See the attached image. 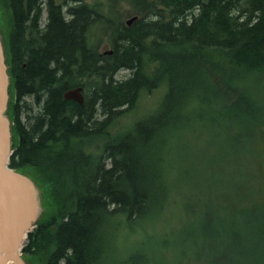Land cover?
Instances as JSON below:
<instances>
[{
    "label": "trees",
    "instance_id": "1",
    "mask_svg": "<svg viewBox=\"0 0 264 264\" xmlns=\"http://www.w3.org/2000/svg\"><path fill=\"white\" fill-rule=\"evenodd\" d=\"M40 1L5 0L13 5L6 47L15 96V147L8 165L34 171L43 193L44 212L27 235L25 257L34 264H102L112 257L119 264H138L144 254L115 253L114 233L162 214L166 218L168 207L172 233L164 242L173 252L190 245L196 250L193 258L204 264H264V167L258 168L264 160V110L239 87L247 75L264 74V0H152V5L125 0L135 12L159 11L163 21L150 23L169 49L166 59L155 58L166 61L165 103L148 123H137L101 154L89 156L88 168H83L82 144L103 128L92 130L93 118L110 113L109 126L156 82L138 77L145 22L126 25L114 35L112 53L99 56L87 41L95 20L91 8H70L66 18L54 0H45L47 19L41 27ZM202 51L205 58L196 68ZM123 68L136 72L115 81ZM82 76L90 83H80ZM221 85L227 87L224 96L215 92ZM75 86L86 90L82 105L61 97ZM183 89L185 105L178 111L174 99ZM214 93L216 104L209 106ZM26 97L37 107L30 124L21 121ZM228 99L232 104L226 105ZM201 101L204 107L198 108ZM201 124L208 132L219 128L229 150L220 148L215 164L192 170L201 178L189 189L190 197H171L165 159L174 152L177 136L198 131ZM164 135L163 146L159 138ZM211 158V153L205 157ZM178 211L185 217L182 212L183 220L173 226Z\"/></svg>",
    "mask_w": 264,
    "mask_h": 264
},
{
    "label": "rangeland",
    "instance_id": "2",
    "mask_svg": "<svg viewBox=\"0 0 264 264\" xmlns=\"http://www.w3.org/2000/svg\"><path fill=\"white\" fill-rule=\"evenodd\" d=\"M53 2L57 5L60 4L63 9L85 6L87 9L91 8L94 11L93 17L95 18V20H93V23L88 29L87 41L90 49L93 52L97 53L99 56H104L107 52L112 53L115 45L114 35L118 32H121L127 25L126 21L130 20L132 16H135L134 14H132L134 6L128 4L125 0H54ZM149 3L152 5V0H150ZM6 5L7 4H5V0H0V40L5 50L6 42L9 38V32L11 29L10 14ZM65 17H71L68 13V10L65 14ZM145 18L148 22H150L153 18L161 20L159 17V11L157 10H155L154 12L146 13ZM87 20L91 19L87 18ZM45 21L46 13L43 14V17L41 19V27H43ZM127 26H130V24ZM122 44L125 45V43L123 42ZM155 51L159 53L154 45H143L141 58L142 65L146 62L147 58H149L150 62L153 63L150 69L148 68L147 70L150 75L155 74V76L153 77L158 82L163 79V77H166V61H163L162 69V64H159L155 59L157 58L156 54L154 53ZM155 63L159 65L158 71V65ZM133 68L131 69L132 71ZM131 70H121L115 74L113 79L115 81L123 80L130 75ZM79 81L82 84H89L90 77L85 78V76H82L79 78ZM241 83L242 85L240 86V88L247 91L249 99L258 101L260 105L259 108L264 110V74L259 76L252 75L247 79H243ZM219 91L224 93L226 89L224 86H219ZM84 92V94H86L85 88ZM11 93L13 96L12 91ZM165 96V84H159L155 89H152L150 91H141L133 109L128 111L124 110L123 113H120L117 118H115L111 122L107 131L105 130L103 134L93 135L92 138L86 139V142L84 141V143L82 144V151L80 152L82 154V160L87 163V158L89 156L95 157L101 154L105 145L114 143L120 137L131 132V130L137 123L147 121L152 117H155L157 114H160ZM257 97L259 99H257ZM13 99L14 98L12 97V102ZM21 104L22 109L25 111L24 114H21V121L25 124H30L31 116L36 113L37 107L32 102L30 97H26L24 101H21ZM230 104H232V101L231 99H228L226 105ZM97 105L98 103L94 106ZM220 108H222V106ZM19 111H21V109ZM218 114L219 105L216 115ZM96 117L98 119L102 118V116H100V112H98V115ZM206 127L207 124H201L198 131H194L193 133H184L181 136H177L175 140L176 145L174 152L172 153V155H167L165 159L166 174L164 172V175L169 183V191L171 197H190V193L188 192L189 189L193 186L195 180L201 178L200 176H197L192 170L198 166L215 164L216 160L214 155L220 148L228 152L230 146L229 141L225 140V134L219 128H215L213 131L208 132L206 130ZM203 130L206 134L202 133ZM159 140L161 141V145L164 146L166 142V136L164 135L163 137H160ZM9 144L10 149H13L15 145L13 137H9ZM259 150L261 153L263 150L262 145H259ZM210 153L212 154L211 160L205 159V157ZM217 155L223 156L222 151H218ZM76 163L80 165L83 164V162H80L78 159ZM262 167H264V160L260 161L258 165V168ZM16 171L26 172L27 178H36V176L34 175V171L26 170V168H22ZM259 178L260 177H258V179ZM152 194L153 191H151L150 197H152ZM43 212L44 210L42 209L41 217L43 215ZM182 212L183 211L177 212V216L175 221L173 222V226H178L183 220ZM167 218L168 207L166 208V218L165 214H162L160 218L149 220L148 222L143 224V226L137 225L132 230H119L115 232L113 235V239L115 242V253L123 254L124 256L135 253L144 254V260L138 264H204L203 262L196 261L193 258V256L196 254V250L192 246H180L174 249L173 252L170 249V245L164 242L165 240H169L171 236L167 233L171 232L172 230V227L166 224ZM24 242L25 241H23V244ZM23 257L26 259V262L28 264H34V262L30 259H27L24 254ZM102 264L119 263L116 260V257H112L106 258L104 263Z\"/></svg>",
    "mask_w": 264,
    "mask_h": 264
},
{
    "label": "water",
    "instance_id": "3",
    "mask_svg": "<svg viewBox=\"0 0 264 264\" xmlns=\"http://www.w3.org/2000/svg\"><path fill=\"white\" fill-rule=\"evenodd\" d=\"M136 17L126 21L131 24ZM0 40V264H28L22 258L23 241L41 218L42 191L35 178H27L26 172L8 167L12 137V122L8 116L9 77L4 64V49ZM107 52L106 54H110ZM82 88L64 93V99L83 103Z\"/></svg>",
    "mask_w": 264,
    "mask_h": 264
},
{
    "label": "bare ground",
    "instance_id": "4",
    "mask_svg": "<svg viewBox=\"0 0 264 264\" xmlns=\"http://www.w3.org/2000/svg\"><path fill=\"white\" fill-rule=\"evenodd\" d=\"M40 5H42V6H40V9H41V12H40V15H41V19H42V17H43V14L44 13H46V19H47V8H46V1L45 0H43V1H40ZM57 6H59L60 8H61V13L65 16V14H66V12H67V10H69L70 8H74V7H70L69 9H63L61 6H60V4L59 5H57ZM139 9L140 10H142V8L141 7H139ZM55 10V9H54ZM132 14H134V15H136V16H132L131 18H133V17H136V19L135 20H137L138 18L139 19H141V20H143L144 22H145V26H146V28H144V30H143V32L142 33H140L141 34V37H142V45H141V48H140V57H142V55H141V51H142V48H143V45H147V46H151V44L152 45H154L155 47H156V50H158L159 51V53H157L156 51L154 52L155 54H156V56L157 57H160V56H163V58H165L166 59V52H168L169 51V49H167L166 48V41H163L161 38H160V36H159V34L155 31V28H156V26H154L152 23H150V22H148L147 20H146V18H145V14H144V11L142 10V12H135L134 10L132 11ZM134 20V21H135ZM133 22V21H132ZM131 22V23H132ZM162 33L163 34H165L166 35V28H164V30H162ZM205 55H206V52L205 51H202V53L201 54H199V56H198V59H197V61L195 62V67L196 68H198L199 66H201V64H202V62H203V60H204V58H205ZM156 61H157V59H156ZM164 61V60H163ZM159 64L161 63V62H159V61H157ZM153 63L152 62H150V60H149V58H147L146 59V62L141 66V69L138 71L139 73H138V77L143 81V82H148V81H152V79H155L152 75H150V73L148 72V68L150 69V67H151V65H152ZM155 64H157V63H155ZM162 64V69H163V62L161 63ZM158 65V64H157ZM159 66V65H158ZM124 69H126V68H123V70ZM238 71H240L241 69H242V67H241V65L238 67L237 66V68H236ZM164 71V70H163ZM136 71H133V74L135 73ZM132 74V71H131V73H130V75ZM129 75V76H130ZM128 76V77H129ZM250 77V75H247L246 77H245V79H247V78H249ZM212 81V80H211ZM242 82V81H241ZM239 83V87L242 85V83ZM159 84H165L166 85V92H167V82H166V77H163V79H161L160 81H156L153 85H151V86H149V87H145L143 90H141V91H150V90H152V89H155ZM221 86H224V85H221ZM78 87H81L82 88V96H83V102H84V88L82 87V86H75V87H72V88H69V89H67V90H70V89H74V88H78ZM209 87H211V86H209ZM225 87V86H224ZM225 89H227V87H225ZM67 90H65L64 92H63V95H61V97L63 98L64 97V93L67 91ZM185 90L186 89H183V90H181L178 94H176V96H175V99H174V104H175V106H176V108H177V110L178 111H180V109L182 108V107H184V105H185V102H184V92H185ZM215 92L217 93V94H220L221 96H224V95H226L227 93H228V91L226 90L224 93H222V92H220L219 91V87H217L216 88V90H215ZM212 94V93H211ZM210 94V95H211ZM217 95L214 93V96H213V98H212V100L209 102V106H211V105H214V104H216V100H215V97H216ZM63 100H65L64 98H63ZM66 101H68V100H66ZM203 101V100H202ZM202 101L201 102H196V105H197V107L198 108H203L204 107V104L202 103ZM165 103V99H164V101H163V104ZM83 104V103H82ZM82 104H78V105H82ZM186 104H187V101H186ZM131 109H133V107L132 108H129V109H127L126 111H128V110H131ZM113 118V116H111L110 115V113H106V114H104V116H102V118L100 119H98L96 116L93 118V121H92V124H90L91 125V128H92V130H94V129H96L98 126L100 127V126H103V128H102V130L101 131H99L96 135H99V134H103L104 132H105V130L107 131V129H108V127L110 126H107L108 124H109V122L111 121V119ZM163 119H164V121L166 122V117H163ZM151 122L153 123V121L151 120ZM146 123H148V121L146 122ZM89 125V126H90ZM104 128H105V130H104ZM104 130V131H103ZM157 138V137H156ZM87 163H84V167L83 168H88L87 167ZM82 168V169H83ZM147 185V184H146Z\"/></svg>",
    "mask_w": 264,
    "mask_h": 264
},
{
    "label": "flooded vegetation",
    "instance_id": "5",
    "mask_svg": "<svg viewBox=\"0 0 264 264\" xmlns=\"http://www.w3.org/2000/svg\"><path fill=\"white\" fill-rule=\"evenodd\" d=\"M6 6H7V9H8V11H9V13H11V8H12L13 5H6ZM21 6H23V7L26 8L27 5H21ZM36 6H37V5H36ZM39 6H42V5H39Z\"/></svg>",
    "mask_w": 264,
    "mask_h": 264
}]
</instances>
